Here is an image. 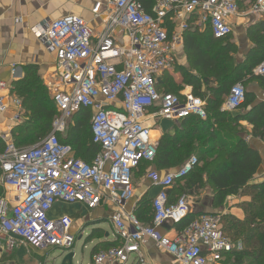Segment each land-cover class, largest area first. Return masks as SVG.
<instances>
[{"label":"built area","instance_id":"built-area-1","mask_svg":"<svg viewBox=\"0 0 264 264\" xmlns=\"http://www.w3.org/2000/svg\"><path fill=\"white\" fill-rule=\"evenodd\" d=\"M245 1L155 0L146 11L136 0H105L94 4L90 21L65 15L31 29L54 54L56 81L47 87L59 115L45 137L21 147L14 144L10 125L5 129L0 121L1 180L9 191L8 197H0V250L21 245L72 249L71 217L49 216L57 202L115 209L110 220L119 244L95 253L93 264H129L131 256L136 264H149L142 252L148 241L169 254L172 264H223L225 255L241 249L239 242L222 232L215 214L198 217L173 237L158 231L189 215L188 196L182 194L168 203L167 191L198 165L195 156L167 173L147 172L150 183L160 188L151 200L150 225L123 209L134 195L133 171L140 163L153 161L156 153L157 142L144 122L148 112L156 107L155 117L172 121L206 117L200 97L156 87V77L175 64L174 43L180 39L178 34L169 38L166 22L178 21L183 32L197 15V25H208L212 36L221 39L231 34L232 20L240 15L264 16V0H253L240 10ZM252 73L264 77V59ZM244 100L243 85L237 82L223 108L236 110ZM11 108L15 112L10 120L19 122L21 101L9 95L0 76V117ZM82 108L90 109L92 142L100 148L91 163L76 158L72 146L58 139L67 121Z\"/></svg>","mask_w":264,"mask_h":264},{"label":"trees","instance_id":"trees-1","mask_svg":"<svg viewBox=\"0 0 264 264\" xmlns=\"http://www.w3.org/2000/svg\"><path fill=\"white\" fill-rule=\"evenodd\" d=\"M136 1L146 11H150L155 2V0ZM247 1L253 2V0ZM250 34L254 48L250 51L249 61L233 65L231 64L233 45L229 41L230 35L216 39L209 29L199 32L195 28L186 32L187 50L194 55L195 61L192 67L199 71V77L192 78L190 75H185L188 81L194 84V95L200 96L205 101L206 117L201 119L190 115L182 119L173 135L163 134L158 141L152 161L159 168L167 169L180 167L190 156H195L198 160V165L185 177L176 180L167 191L168 203L176 202L181 194L196 193L204 186L205 179L215 188L217 204L223 203L226 197L238 196L242 192L250 194L251 201L239 204L248 213L245 212L243 218L231 214L223 215V220H227L228 223L223 227L222 223L220 224L225 235L234 243L241 244L240 250L228 254V257H235L233 264H243L242 257L248 259L246 264H264V175L260 180L257 177L261 157L257 150L245 141L246 131L239 124L240 121L248 122L252 125V137H264V100L251 106L253 99L247 94L241 81L242 76L251 74L252 69L264 59V34L258 35L252 32ZM212 82H215V86L210 85ZM237 82L243 85L245 100L238 108L242 110L241 113L232 115L231 111L222 106L230 87ZM201 83L205 85V91L201 90ZM12 91L21 98L22 103L28 105L32 122L41 123L42 134H39L41 137L37 140L38 134L34 132L32 125L18 124L14 127L12 131L14 144L17 147L28 146L30 141L35 140L36 143L44 137L42 136L44 133L50 132L58 112L45 86L41 84L34 65L24 67V76L14 82ZM89 119L90 109H80L69 119L70 122L67 121L65 136L58 135L60 142L72 146L76 158L87 163H91L100 151L99 146L92 142L90 125L88 124L87 127ZM82 127L86 130L82 131ZM144 163L146 162L140 163L139 166ZM140 213L142 220L148 223L149 219L153 218L152 204L149 205L148 212L140 210ZM189 216L190 214L187 220ZM197 218H192L182 226H187ZM108 248L110 247L105 249Z\"/></svg>","mask_w":264,"mask_h":264},{"label":"crops","instance_id":"crops-1","mask_svg":"<svg viewBox=\"0 0 264 264\" xmlns=\"http://www.w3.org/2000/svg\"><path fill=\"white\" fill-rule=\"evenodd\" d=\"M96 2L104 3L105 0H0V76L6 82L10 96L20 98L14 91H12L11 84L23 78L24 67L26 65H34L36 69L39 70L40 76L45 80L46 90H48V83L56 81L54 54L38 42L31 29L46 19L59 18L65 15H77L90 21L92 18L91 9ZM248 4L249 3L246 0L240 4L239 9H245ZM196 21L197 15H194L191 18V25L188 31L191 29L194 30L195 28H197L199 32L208 29L210 30L208 25H197ZM258 26H260V28H258ZM165 27L169 38L172 37V34H178L180 39L174 43L173 54L175 57V64L170 69L162 71L156 77V87L159 91L167 90V92L179 95L191 92L194 95V84L188 81L186 75H190L192 78H198L199 71L192 67L195 58L192 52L187 50L188 46L187 41L185 42V34L188 31L186 30L182 32L178 26V21L174 20H168ZM251 32L252 34L255 33L258 35L264 34V16L240 15L237 19L232 20V32L229 41L240 51L237 56L240 58L238 64L246 62L250 57V51L254 48V42L251 37L248 36V33ZM12 68H14V73L11 72ZM193 81L195 80L193 79ZM241 81L245 86L247 94L251 95L253 99L251 106L263 101L262 93L264 92V77L253 73L245 74L242 76ZM210 85L215 86V82H212ZM204 87L205 85L201 83L202 91H204ZM224 102L222 107H224ZM155 110L156 107L148 112V115L144 118V122L145 126L150 131V137L154 139L158 145L161 136L166 133L173 135L175 129L180 125L182 120L172 121L155 117L153 115ZM9 111V116L6 117L5 113H3L0 117V121L1 126L5 129L10 125V135L12 137L14 127L21 124V121L13 122L10 120L15 111L12 108L9 109ZM241 111V109H236L232 110L230 113L232 115H238ZM239 124L247 132L244 134L245 141L248 142L252 148L257 150L261 157V165L257 172V177L260 180L264 175V137H252V125L248 122L240 121ZM65 131L59 135L65 136ZM3 150L4 143L0 139V154ZM176 168L178 167L167 169L159 168L152 161L146 162L142 166L137 167L133 171L132 177L134 195L125 204L123 209L124 212L126 214L132 213L134 216H137L142 220L140 210H144L143 208L145 207L149 208L152 198H154L160 190L159 187L150 183L147 178V172L150 170H156L159 173L164 174ZM184 194L189 198L190 216L188 220L186 218L182 223H167L162 227H159L158 231L162 235L173 237L177 231L184 228L182 225L185 222L202 215H216L217 213H221L222 215L231 214L237 218H241L242 216L241 210L237 208V201H233L235 196L226 197L221 204L216 203L215 188L206 179L204 186L196 193ZM8 195L9 191L1 180L0 171V197H8ZM77 205H80V209H78L77 213L75 215H69L72 219L69 232L74 238L78 235V239H80L82 237L81 233L86 226H95L93 231L94 234L92 233L93 235L91 234L87 237V239L90 238V247L89 261L86 264H93L92 256L95 253L104 250L107 247H113L119 244V240L115 236L110 220L111 214L115 209L109 205H99L94 209H88L81 204ZM62 215H66V213L56 215L53 211V207L49 212V216L53 218ZM148 217H150V215ZM142 221V223L146 225H150L152 222L151 218L148 223H146L145 220ZM83 247L86 246L84 245ZM53 248L56 247L37 248L31 245H21L11 250V252L2 249L0 250V264H50L47 262V255ZM58 249L59 251H62V249ZM142 252L149 264H172L171 256L163 252L161 249H158L151 241H148L143 246ZM59 254L60 252H57V255L53 257L51 264H60L61 258H57ZM228 256L229 255H225L223 264L228 260ZM73 263L75 264V262ZM129 264H136L132 256L130 257Z\"/></svg>","mask_w":264,"mask_h":264},{"label":"rangeland","instance_id":"rangeland-1","mask_svg":"<svg viewBox=\"0 0 264 264\" xmlns=\"http://www.w3.org/2000/svg\"><path fill=\"white\" fill-rule=\"evenodd\" d=\"M248 36L250 37V33H248ZM232 50H233L232 51L233 60H232L231 64H233V65L234 64H238L239 61H240V58L237 57V56L239 55L240 51H239L238 48H236V46H232ZM248 61L249 60H247L246 62H248ZM36 71H37V73H38V75L40 77L41 84L43 86H45V80L40 76L39 70L36 69ZM13 84L14 83L11 84L12 87H13ZM45 88H46V86H45ZM203 89L205 91V87ZM47 91L49 92V93L48 92L47 93H48L49 98L51 99V97H50V93L51 92L49 90H47ZM22 102L23 101L21 100V104H22V108H23L24 112H23L22 117L20 119L21 124L22 125L26 124L28 126L32 125V127H34V132H36V134H38L36 136L37 137L36 140H37L39 137H41V135H39V134H42L41 133V123L40 122H37V123L32 122L33 120H32V117H31L32 116L31 111L29 110L28 105L26 103H22ZM9 114H10L9 110L5 112V116L6 117H8ZM58 115L56 117H58ZM88 124L89 123H87V127H89ZM81 130L85 131L86 128L84 130V128L82 127ZM46 134L47 133H44L42 136L45 137ZM33 144H35V140L34 141H30L28 143V145H33ZM249 195L250 194L247 193V192H242L240 195L235 196L234 199H233V201H237L236 202L237 208H239L241 210V213H242L241 218H243L244 215H245V212L248 213V211H246L245 209H242L239 206V204L241 202L251 201V197ZM78 209H80V205H77V204L56 203L53 206V211H54V213L56 215H61V214H64V213H66V215H71V214L75 215L77 213ZM143 209H144V211L148 212V207H145ZM216 215L220 218V224L222 223V227H223V225L228 223L227 220H225V219L223 220V218H222L223 215L221 213H217ZM94 228H95V226H91V225L86 226L85 229L83 230V232L81 233L82 237L80 239H78V235L75 236L74 241H73V246H72V249L75 252V257H74V260H73V262H75V264H86L89 261V247H90V244H89L90 240L89 239L90 238L87 239V237L93 233ZM84 245L86 247H83ZM7 252H11V251H7ZM57 252L58 253L60 252L58 248H53V249L50 250L49 254L47 255V258H48L47 262L48 263L51 264V261H52L53 257H55L57 255ZM233 259L236 260L234 256L233 257L232 256L229 257L228 260L225 262V264H233L232 263ZM241 260L244 261L243 264H246L248 262V259L246 257H242Z\"/></svg>","mask_w":264,"mask_h":264},{"label":"water","instance_id":"water-1","mask_svg":"<svg viewBox=\"0 0 264 264\" xmlns=\"http://www.w3.org/2000/svg\"><path fill=\"white\" fill-rule=\"evenodd\" d=\"M75 252L73 249L70 250H62L57 258H61L60 264H74Z\"/></svg>","mask_w":264,"mask_h":264}]
</instances>
